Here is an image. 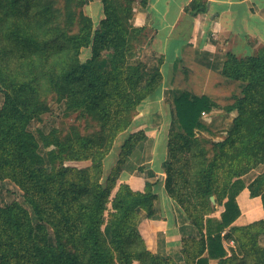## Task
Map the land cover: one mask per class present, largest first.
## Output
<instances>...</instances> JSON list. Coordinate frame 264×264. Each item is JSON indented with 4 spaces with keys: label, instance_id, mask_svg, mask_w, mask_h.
I'll list each match as a JSON object with an SVG mask.
<instances>
[{
    "label": "trees",
    "instance_id": "trees-1",
    "mask_svg": "<svg viewBox=\"0 0 264 264\" xmlns=\"http://www.w3.org/2000/svg\"><path fill=\"white\" fill-rule=\"evenodd\" d=\"M90 1L0 0V181L14 183L25 204L0 207V264H178L156 257L139 232L142 214H156L161 180L140 191L120 180L145 138L132 127L163 87L164 56L151 64L131 61L148 31L131 23L136 0H101L97 27L83 11ZM186 11L197 17L207 2L194 0ZM84 49L91 50L85 62ZM221 75L226 84L240 83L225 106L237 115L222 142L198 138L211 133L201 114L218 107L208 94L182 91L173 99L165 190L201 234L182 240L184 264H264V220L232 226L241 214V178L264 167V53L226 54ZM53 101L68 117L76 115L75 122L66 132L35 134L32 123L50 113ZM249 190L264 206V172ZM224 240L235 244L230 254Z\"/></svg>",
    "mask_w": 264,
    "mask_h": 264
},
{
    "label": "crops",
    "instance_id": "crops-1",
    "mask_svg": "<svg viewBox=\"0 0 264 264\" xmlns=\"http://www.w3.org/2000/svg\"><path fill=\"white\" fill-rule=\"evenodd\" d=\"M193 1L149 0L146 8L140 5L139 0L134 3L132 25L150 29L154 33L148 46L150 47V59L156 55L164 56L162 65L163 92L166 87L174 83L178 73V63L180 65L185 55L192 56L196 62H199L198 73H195L194 76L199 74L203 78H207L205 86L208 85V88L204 92L201 85L196 94H208L216 89L213 83L208 84L210 78L214 76L222 78L221 71L226 54L232 53L237 58L247 59L258 57L264 53V0H204L207 2V12L197 17L191 16L186 11ZM83 11L87 17L92 19L95 27L104 18L101 0H91ZM88 50L90 54L87 59L91 56V50ZM204 82L205 80L202 84ZM158 97L157 94L147 107L152 106L155 102L160 104ZM211 99L214 100L213 97ZM2 101L0 92V106ZM158 106L160 107V105ZM165 108L174 109L173 102L172 105L166 103ZM171 115L173 118L172 113ZM226 115H229L227 123L231 127L237 114L234 112ZM168 129H161L160 133L152 134L149 160L144 162L145 155L142 153L139 155L141 159H139L137 170L129 172L127 165L135 151L132 153L123 172L124 174L129 172V177L123 179L121 176L120 180L122 183L129 184L136 191L144 190L148 182L154 183L161 180L156 191L158 197L155 202L156 214L151 219H147L146 215L142 214L139 232L148 250L156 257L172 259L178 264H184L181 254L182 240L184 238L199 240L201 234L188 220L182 208L170 198L165 190L164 165L169 159ZM263 172L264 167L253 170L241 178L244 187L236 197L241 214L232 226H247L264 220L262 198L251 197L249 190V186ZM3 182L12 183L8 180L0 181V183ZM12 184L15 189L22 192L14 183ZM15 201L17 200L11 203ZM221 213L222 211L213 217L220 218ZM260 244L264 247V235L260 239ZM223 245L228 254H230V249L235 247L233 241L224 240ZM218 263L219 259L209 260V264Z\"/></svg>",
    "mask_w": 264,
    "mask_h": 264
},
{
    "label": "rangeland",
    "instance_id": "rangeland-1",
    "mask_svg": "<svg viewBox=\"0 0 264 264\" xmlns=\"http://www.w3.org/2000/svg\"><path fill=\"white\" fill-rule=\"evenodd\" d=\"M147 30L148 31L145 37H142L141 39L140 47L136 48L132 53L131 61L133 63L151 64V59L149 56L150 47L148 46L150 45V41L154 36V33L150 29ZM89 54L90 51L88 49H84L82 51L81 59L83 62L87 60ZM198 64L199 62H196L194 58H192V56L185 55L184 59L181 60L180 65L178 63V73L176 75L174 83L166 87V90L164 92L161 88V91L158 94V100H160V104L158 102H155L152 106L150 105L149 107H147L148 103L152 101L151 100L150 102H147L145 105H143L139 110L135 118L136 123L133 125L132 131H142L145 134V138L144 140L137 143L135 141V152L133 151V157L129 159L130 162L127 165V171L132 172L137 170L140 163L139 159H141L139 158V155H141L142 153L145 155L144 162L149 160L150 149L152 147V134L160 133L161 129L167 130L168 127L169 132L174 129V109L168 110L167 108H165V104L167 103L172 105L173 99L176 94L181 93L182 91H188L193 94L198 93L196 91L201 88V85L203 91L208 88V85L205 86V84H207V78L205 79L199 74L194 76L195 73H198ZM203 80H205V82L202 84ZM210 83H213L214 86H216L217 90L215 89L214 92H210L208 93V95H210V97H213V101H216L218 107L212 109L211 111H207L206 115L201 114V120L209 128L211 133L203 131L198 134V138L200 142L205 139L216 143L222 142L226 138L227 132L231 128L227 123L229 115H226L227 113L225 112V106L233 103L232 97L236 93H239L240 83L233 82L230 84H226L224 79L219 76L211 77L208 84ZM51 104L52 105L50 113L43 115L40 121H34L32 123L31 130L35 134L38 133V130H42L47 134L53 128H57L66 132L68 131L69 127L75 122L76 115L68 117L61 103L53 101ZM158 105H160V107ZM145 106L146 108H144ZM171 113L173 114V118ZM126 137L127 133L120 136L116 141L114 150L106 161V174L118 161L121 146L123 145L124 139ZM139 137L140 136L137 135V138ZM207 146L209 147L210 145ZM41 151L44 152L43 149H41ZM125 169L126 166L124 167L123 172L125 171ZM123 172L121 175L123 176V179H128L129 172H125V174ZM14 200L20 201V203L24 204L23 193L15 189V186H13V184L10 182L0 183V206H7ZM52 235L51 242L52 244H54L55 240Z\"/></svg>",
    "mask_w": 264,
    "mask_h": 264
},
{
    "label": "water",
    "instance_id": "water-1",
    "mask_svg": "<svg viewBox=\"0 0 264 264\" xmlns=\"http://www.w3.org/2000/svg\"><path fill=\"white\" fill-rule=\"evenodd\" d=\"M211 201L213 204H215V198L214 197L211 198Z\"/></svg>",
    "mask_w": 264,
    "mask_h": 264
},
{
    "label": "built area",
    "instance_id": "built-area-1",
    "mask_svg": "<svg viewBox=\"0 0 264 264\" xmlns=\"http://www.w3.org/2000/svg\"><path fill=\"white\" fill-rule=\"evenodd\" d=\"M202 114H203V115H206V113H205V112H203Z\"/></svg>",
    "mask_w": 264,
    "mask_h": 264
}]
</instances>
